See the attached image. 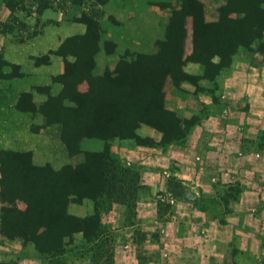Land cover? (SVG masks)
I'll list each match as a JSON object with an SVG mask.
<instances>
[{
  "label": "crops",
  "instance_id": "obj_1",
  "mask_svg": "<svg viewBox=\"0 0 264 264\" xmlns=\"http://www.w3.org/2000/svg\"><path fill=\"white\" fill-rule=\"evenodd\" d=\"M132 1H96L102 9L100 22L114 17L126 28L140 27L154 45L164 37L167 24L158 34L156 29L161 25L156 6H148L134 17L137 8ZM200 1L206 20L214 22L219 19L218 9L227 0ZM13 13L0 2V23L8 22ZM22 15L23 11L21 18L33 33L24 40L0 33V50L5 60L20 66L24 76L18 79H35L23 92H31L40 105L49 93L58 95L63 88L54 78L65 72V60L55 52L67 38L85 34L87 25L67 20L65 13L52 6L41 13L32 11L27 18ZM192 36V20L188 19L186 56L193 51ZM106 40L109 39L103 35L96 56L99 75L107 69L114 70L120 58L106 52ZM261 41L264 45V37ZM258 45L250 49L241 46L230 67L215 79L202 78L197 84L183 82L179 87L171 78L167 80V108L182 118L198 119L181 143L159 145L162 133L147 124H142L137 133L155 140L156 145H139L129 138L110 141L112 155L124 165L137 168L142 186L133 210L114 203L111 209L101 212L102 224L112 233V264H264V47ZM152 48L150 52H156ZM44 56H48L46 63H36ZM214 61L219 62V57ZM184 70L193 76L204 75L200 63L187 62ZM83 84L87 89L88 84ZM45 87L49 93L38 89ZM37 114L34 122L42 132L60 126L46 125L44 116ZM37 137L48 145L46 149L40 145L29 148L36 165L49 163L59 170L83 162V154L70 155L61 132L57 146L50 144L53 140L48 135L40 133ZM80 145L83 151L101 152L106 141L83 138ZM164 194L172 197L168 213L162 217L158 197ZM95 209L90 198L68 205L71 215L82 218L93 215ZM3 237L0 261L6 264H48L66 254L46 259L34 247L32 254L25 255L22 240ZM65 242L69 243V239ZM88 244L83 233L78 232L66 249Z\"/></svg>",
  "mask_w": 264,
  "mask_h": 264
},
{
  "label": "trees",
  "instance_id": "obj_2",
  "mask_svg": "<svg viewBox=\"0 0 264 264\" xmlns=\"http://www.w3.org/2000/svg\"><path fill=\"white\" fill-rule=\"evenodd\" d=\"M96 1L103 4L108 0ZM42 2L36 0L38 13L51 7L48 0ZM6 6L14 11L11 3ZM170 8L164 37L156 42L158 51H129L120 56L114 70L107 69L101 75L96 73L103 32L100 18L87 13L74 18L87 25V32L67 38L55 52L65 60V72L54 78L63 85L62 91L54 96L48 87L38 88L49 93L40 105L31 92H22L15 107L22 113L42 114L46 125H60L61 139L70 155L83 154L84 160L56 170L49 163L36 165L31 151L0 149V199L8 204L0 215L5 237L20 239L25 245L32 243L40 254L49 256L63 255L66 244L72 243L78 232L83 233L88 245L105 240L108 230L102 224L101 212L114 203L133 208L142 187L139 172L112 155L110 141L129 138L139 145L158 144L138 135L142 124L162 133L159 145L183 141L198 119L182 118L167 108V80L171 78L179 87L183 82L197 84L202 78L215 79L230 67L241 46L250 49L260 43L259 48L264 47V0H227L214 22L206 20L200 0H179ZM188 19L192 20L193 51L186 56ZM116 49L115 42L105 41L108 54ZM1 61L13 69L9 79L24 76L19 65L3 57ZM47 61L48 56H44L36 63ZM187 62L200 63L204 75L188 74L184 70ZM84 82L88 90L82 92L79 85ZM83 138L102 139L106 147L101 152L83 151ZM85 198L95 202V213L84 218L71 215L69 203H81ZM18 201L26 203L25 210L18 207ZM67 238L69 243L65 242Z\"/></svg>",
  "mask_w": 264,
  "mask_h": 264
},
{
  "label": "rangeland",
  "instance_id": "obj_3",
  "mask_svg": "<svg viewBox=\"0 0 264 264\" xmlns=\"http://www.w3.org/2000/svg\"><path fill=\"white\" fill-rule=\"evenodd\" d=\"M47 1V0H46ZM51 3V6L57 9L58 11H62L66 14L67 20L71 21L76 17H81L84 13H87L91 16H97L102 19V9L98 6V3L94 0H48ZM3 5H7L8 3L12 4L14 8V13L12 18L8 22L0 23V33H10L15 37L16 40L25 39L26 36H30L33 33L32 28H30L27 23L23 22L21 18L22 11L24 12V18L26 14H29L32 11L37 13L38 3L36 0H0ZM45 2V0H43ZM42 2V3H43ZM129 2V1H128ZM132 3L137 10H134V17L138 14L141 15L148 6H156L159 14V25L157 26V33H162L165 25L169 21L171 15V6H176L179 4V0H133ZM41 5V4H40ZM161 12V14H160ZM102 37L103 35L107 37L110 41H113L117 45V53L114 54L122 56L127 52H150L153 46L158 51V47L156 46V41L154 45L152 41L150 42L149 37L143 32V29L140 27L126 28L125 25L121 24L114 17H110L107 21H102ZM136 30V32L134 31ZM140 30V32H137ZM134 32V33H133ZM161 35V34H160ZM262 42V41H261ZM118 46L121 47V50L118 52ZM260 46V45H258ZM151 48V50H150ZM3 57V52L0 50V58ZM71 57V56H70ZM69 57V58H70ZM72 58V57H71ZM73 61L74 59H69ZM13 72L12 67L6 65L3 61L0 62V149H8L15 151H30L29 148L40 145L41 148L47 147L44 144V140L38 139L40 133L44 135H48L50 140H53L54 146H57L59 133L61 132V126H51L48 131H41V127L35 125L34 119L38 114H27L19 112L15 105L20 94L25 91L26 87L34 84L35 79L31 76L27 78V80L11 78L9 79L7 76ZM6 76V77H4ZM85 83V82H84ZM83 84V83H82ZM79 85V90L85 92L86 84ZM46 126H44L45 128ZM53 136V137H52ZM48 142V141H47ZM182 142V141H181ZM177 142V143H181ZM40 143V144H39ZM157 143V142H156ZM174 144V143H172ZM58 148V147H57ZM33 160V158H32ZM34 162V161H33ZM126 166V165H124ZM132 168L137 171V168L126 166ZM54 168V167H53ZM1 178V173H0ZM174 190L177 188V184H174L172 187ZM141 189L139 190L140 194ZM178 192V190H176ZM138 194V198H139ZM169 194H164L158 197V204L160 207V214L164 217L168 213V205L169 198H171ZM138 201V199H137ZM168 204V205H167ZM7 203H3L0 199V215L2 212V208L7 206ZM17 205L19 208L25 210L26 203L23 201H18ZM136 205V204H135ZM135 207V206H134ZM133 207V208H134ZM132 208V210H133ZM131 210V221L133 211ZM0 225H1V217H0ZM1 227V226H0ZM4 235L0 229V242H4ZM112 233L108 231L106 234V239L101 240V242L96 244H91L87 246H77L67 247L66 254L59 259H54V261H50L48 264H112L113 259V243H112ZM35 245L32 243H28L22 249L25 255H30L34 251ZM36 249V248H35ZM34 249V250H35ZM2 250V249H0ZM103 254V255H102ZM69 255V256H68ZM45 256L46 259H49V255ZM101 256V257H100ZM81 258L83 260H81ZM111 258V259H110ZM91 260V261H90ZM110 260V261H109ZM16 261H14L15 263ZM0 264H6L3 261H0Z\"/></svg>",
  "mask_w": 264,
  "mask_h": 264
}]
</instances>
